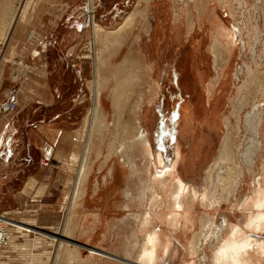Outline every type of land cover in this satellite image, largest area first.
Returning a JSON list of instances; mask_svg holds the SVG:
<instances>
[{"label":"rangeland","instance_id":"rangeland-1","mask_svg":"<svg viewBox=\"0 0 264 264\" xmlns=\"http://www.w3.org/2000/svg\"><path fill=\"white\" fill-rule=\"evenodd\" d=\"M81 1L79 15H81V17H87L86 23L89 28L86 34L88 35L89 30L91 29V22L89 19L90 13L87 11L89 9V4L87 5V0ZM167 1H171L170 12L162 10L163 8H167L163 7L166 6ZM135 2V0H94L93 2L94 21L105 28L115 26L121 19V16L119 15H124L128 11H136V8L141 11L140 13H136L133 22H131L130 25L135 33L140 32L142 53L144 54L143 58L146 63H149V67L146 74L142 64H140L141 62L139 61V63H137V59L140 60V58L139 56L137 57L136 46L132 43L131 36H123L122 39L119 40L120 42H117L114 46L107 45L108 43L105 44V40L96 43V49L98 50L101 47V50L103 51L102 54L107 58L99 72L100 78L102 77L100 79V92L101 96L105 99L106 104L105 111L101 112V115H98V119L91 133L94 136L95 143L89 138L92 151L87 155V159L93 162V170L86 182L87 201L82 202L78 209H63L64 220L66 218L73 219H70L69 225L71 226L68 229L67 227L65 229L62 222L54 225V228L52 229L42 228L37 230V228L34 227L36 231H40L39 233H42V235L44 233L47 236L45 239L43 237V241L46 240L45 243L41 241L42 243L40 242L41 244H38L39 247H43L47 250V253H45V255H47H42L40 257L44 261V264H54V252L59 248V242L64 244L63 247H69L70 250L68 251L71 252L69 256H67V253L65 252L66 256L64 264H131L133 261L137 262V259L135 258L136 250H134L130 256H126V247L124 243H126V237L130 231L135 227L133 220L129 219L130 217L126 218V214L130 212V210L131 212H136L139 208L134 205L129 211L122 210L119 207H115L114 209V207H111V203L114 200H117V198H113L114 194L110 193L109 190L103 194L101 204H99V196L96 198L97 195L95 196V193L93 194V192L94 190L96 191V189H94V185L97 182L96 180L102 179L106 174L107 169H103L101 172V168L99 169L104 158L107 155L111 158V161L108 164V167H110L113 164L112 159L115 158L114 154L122 145L121 142L124 143L127 138L132 136V133L134 132V130L132 131V128L134 129L133 111L140 98H142L140 108H142L141 110L144 112L143 114L145 116L144 118H140L139 125L141 127H139V129L140 131L142 130L143 133L144 131L147 132L152 153L155 154L157 151H161L164 157V162L167 163L174 158V144H179L181 156L177 162L176 170L178 172L176 171V173L178 176L180 175L179 177L185 185H189V188H192L195 191L196 195L193 200H191L192 202H189L192 204V207L187 211L179 212L178 223L176 225H170L165 218L154 221L155 229L160 231L158 254L154 264H203V261L204 263H207L212 254V245L215 243V239L206 240L201 237L205 231V234L208 233L207 227L212 228L215 226L218 232L222 229L221 234L223 235L225 233V228H227L229 224L239 225L245 233L250 234L253 238L252 248L250 249H253L254 252L256 247L255 243L260 241L264 242L263 231H249L246 229L244 223L248 214L245 210L238 208V201L244 196V194L248 193L249 189L253 186V178H248L246 175V179L238 187L236 196L231 197L229 201H221L218 203L214 201L209 204L211 206H204L200 201V194L208 185L206 179L208 171L218 157L217 155L222 147L223 136L226 133L223 118L229 119L233 127L237 128V132H231L235 138H233L232 141L229 140L232 143V148L236 149V146L239 143L246 139L249 140L252 137L251 132L246 129V126L249 124L246 123V121H243V117L246 116L247 119V116L252 112V106H249L246 103L241 108L239 117L238 115L232 114L233 107L237 110L238 105H236V102L234 101L233 106L231 99L237 95V88L240 86L244 78L246 76L248 77V80L252 78L251 75L244 74L245 66L243 62H246L247 65L252 64V69H257L258 73H260L257 80L260 79L259 81L261 83L264 82V75L262 74L264 66V0H244L245 3L242 4L241 8H237L236 5L233 6L232 11H229L226 6L221 7L220 5H216L217 13L227 22V25L230 28H233L237 21H239L240 25V22H243V20L248 22V18H250V23L254 25V36L252 32L247 36L245 29L241 38L237 37L235 55L231 66V83L226 94H224L222 100L223 104L221 103L222 106L220 105L218 108L219 112L217 114L220 119L219 126L214 129L208 128L206 124H204L206 127L204 128V125H202L203 121L195 122L188 117L183 118L182 122H180V120L179 122H174V115L170 109L173 101L180 102L182 99L188 98L190 92L185 86V84H187L186 79H189L190 81L188 82L192 83L191 80L197 78L194 80L197 86L193 85L192 87L202 92L204 86L214 77L211 55L208 51L210 38L207 39L205 37V31L199 32L198 30H195L194 32H191L190 36L186 32L184 22H180L178 25H172L171 23L174 12L181 11L184 15L187 1L142 0L137 1V3ZM23 4L24 0H0V29L5 28L7 19L13 14V11L15 15L18 14V11L23 7ZM15 15L13 16L11 24L15 20ZM153 27L156 28L153 29ZM8 32L6 33V38L0 44V62L3 57H6ZM88 38L90 42L91 38ZM249 40L251 43L254 42V53L251 51V46L249 49ZM85 46H81V50L78 51V54L77 52L76 54L72 53V55L71 53H68L70 52V48H63L62 52L65 56L70 57L68 59L70 62H74L72 57L79 58V55L80 57H92L93 53L90 46L87 48ZM134 60H136V62ZM241 69L242 71L240 72ZM244 75L246 76L244 77ZM174 76H176L175 79L177 78V80L174 82V86L171 87L169 82H171ZM248 80H246V83L250 87L252 82L248 83ZM89 81L87 80L85 84L87 82L89 83ZM198 87L200 89H198ZM241 92L242 96H246V89L241 90ZM83 93H85V97L81 101L82 114L80 117L82 123L85 124L84 116L90 105L91 98L88 88L81 94ZM256 94V99L262 100V88L258 90ZM254 100L255 99L252 101L254 102ZM70 102L71 101H69V103ZM60 103L61 100L57 105H60ZM0 104H5L6 111L8 112L17 109L15 102L10 96L1 97ZM67 114L68 113H64V116L68 117ZM236 121L239 123L236 124ZM189 123L192 125L190 126ZM192 126H195V129L197 128L198 131L196 132L202 139V141H197V146L193 148V150L191 145L194 142V138L191 136L192 131L190 129ZM92 135L91 138L93 137ZM82 136L85 138L88 136V127L86 129L85 126L84 132L82 131ZM98 152L100 155L96 157ZM136 160L139 164L144 163V160L141 157H137ZM116 162H118V160ZM156 170L157 167L152 165L150 169L151 177ZM225 171L226 169L224 166L221 174L223 175ZM215 172L216 169L211 173L215 174ZM100 181L99 186H101V184L103 185L102 180ZM117 182L116 189H120V178H118ZM215 188L217 190L215 191V199L219 200L221 196V185H216ZM163 206L164 213H167L166 202ZM73 211L75 212L73 213ZM84 216L89 218L87 223H84L83 221ZM98 216L100 217V221L99 223L97 221L94 224L92 219L94 218L93 220L95 221V218H98ZM5 218L6 219L3 220L4 222L1 225L6 227L9 237L7 244L1 251V264H7L6 260L3 262L4 251L12 244L11 239L13 230L16 229L12 223V219L7 216H5ZM99 226H101V228ZM25 233H28L31 236L33 235L29 232ZM18 234L20 233L16 232L13 235ZM36 236L39 235L37 234ZM52 236H54V238H52ZM225 236L226 235H224V238ZM39 237L41 238V236ZM199 237H201V240L198 239ZM194 240L197 245L201 244L196 253H192L189 249V243ZM67 241L68 244H66ZM70 243L78 244L76 249L79 250L78 252H74L76 254H73L72 249L74 248V245L70 246ZM90 247L100 248V250L104 248L102 251L106 253H98L97 257L101 259L87 257L89 255L88 248ZM72 254L75 255L74 258L72 257ZM257 256L256 264H264V254ZM25 257L24 254L19 255L12 263L23 264ZM104 260H107V262Z\"/></svg>","mask_w":264,"mask_h":264},{"label":"bare ground","instance_id":"bare-ground-1","mask_svg":"<svg viewBox=\"0 0 264 264\" xmlns=\"http://www.w3.org/2000/svg\"><path fill=\"white\" fill-rule=\"evenodd\" d=\"M137 1H142V0H136L135 3H137ZM178 1L183 2L184 0H178ZM186 1L187 2H186V8L184 10V15L181 11L174 12L171 23L172 25H178V23L184 22L186 32L190 36H191V32H194L195 30H198L199 32L205 31L204 34L205 37L207 39L210 38L208 51L210 52L211 55L212 67L214 69V77L213 79L209 80V82L204 86L202 92L192 87L193 85L197 86L194 82V80H196L197 78H193V80H191L193 84L188 82L190 81L189 79H186L187 84H185V86L186 88H188L190 92L188 98L182 99L180 102L173 101L170 109L172 110L174 115L173 117L174 122H179V120L180 122H182L183 118L188 117L195 122L203 121L202 125L206 124L208 128L214 129L215 127L217 128L219 126L220 119H219V115L217 114L219 112L218 108L221 105V103L223 104L222 100L224 94H226V91L228 90V87L231 83V74H232L231 66L233 63V57L235 55L237 37L241 38V35L245 29L247 36H249L251 32L254 36V32H253L254 25L250 23L249 20L250 18H248V22L243 20V22H240L239 25V21H237L236 25L233 28H230L228 27L227 22L220 16V14L217 13L216 5H220L221 7L226 6L229 9V11H232L233 6L237 5V8H241L242 4L245 3L244 0H186ZM93 2L94 0H87V5L89 4V9L87 11L88 13H90L89 19L91 22V29L89 30L88 37L91 38L90 49L93 53L92 58L95 63H94L93 78L88 83L90 98H91L90 105L88 106L84 116L86 125H90V133H92L93 131V127L95 126V123L98 119V115L99 114L101 115V112L105 111V104H106L105 99L101 96V92H100L101 89L100 79L102 77L100 78L99 72L101 66L106 62L107 58H105V56L102 54L103 51L101 50V47L98 50L96 49V43L105 40V44L108 43L107 45L114 46L117 42H120L119 40L122 39L123 36L125 37L131 36L132 43H134V45L136 46L135 49L137 50L136 52L138 54L137 57L139 56L140 58V60L137 59V63H139V61L141 62L140 64H142L146 74L148 72V67H149V63H146V61L143 58L144 54L142 53V45H141L142 40L140 37V32L135 33V31L132 30V26L130 25L131 22H133L136 13L138 12L140 13L141 11L138 10V8L135 9L136 11L134 10L128 11L125 15L122 16V18L116 23L115 26L113 27L109 26L105 28L101 24H97L94 21L93 18L94 8L92 7ZM163 7H167L165 9L163 8L162 9L163 11L170 12L171 1H167L166 6ZM14 15L15 13L13 11V14H11L10 18L7 19V24L5 25V28L0 29V44L6 38V33L8 32L11 26V21ZM155 28L153 27V29ZM67 40H69V37ZM71 40L73 41L74 39ZM253 44L254 42L251 43L250 40L248 41V46L249 49L251 46L252 53H254ZM134 61L136 62V60ZM243 64L245 66L244 74L251 75L252 78L248 80V77L244 75V77L245 76L246 77L244 78L240 86L237 88V92H238L237 95H235L234 98L231 99L233 106H234V101L236 102V105H238L237 110H235V108L233 107L232 114L238 115L240 117L239 112L246 103L249 106H252V112L247 116V119L246 116L243 117V121L244 122L246 121V123L249 124L248 126H246V129L249 132H251L252 137L249 140L246 139L243 142L239 143L236 146V149L232 148V143L230 141L233 140L234 136L231 134V132H237V128L233 127L229 119L223 118V124L225 126L226 133L223 136L224 138L222 142V147L217 155L218 157L214 161L213 165L210 167L211 169H209L208 171L206 177L208 181L207 183L208 185L201 192L200 201L201 204H203L204 206H211L209 204L213 203L214 201L217 203L221 201L224 202L229 201L231 197L236 196L238 187L246 179V175H247L248 178L251 179L253 178L254 184L249 189L248 193L244 194V196L238 201V208L245 210L246 213L248 214V215L246 214L247 218L245 219V223H244L246 229H248L249 231L264 232V82L261 83L259 81L260 79L257 80L260 76V73H258L257 69H252L251 67L252 64L247 65L246 62H243ZM1 69L2 66L0 65V81L2 76ZM241 71L242 69L240 70V72ZM262 74L264 75V66H263ZM175 77L176 76H174L171 82H169L171 87L174 86V82H176L177 80V78L175 79ZM246 80H248V83L252 82L250 84V87L246 83ZM199 87L198 89H200ZM261 88H262L263 98L262 100L260 99L261 100L260 101L256 99V95H257L256 93ZM245 89L247 91L246 96H242L241 90H245ZM253 99H255L254 102L252 101ZM140 104H142V98H140V100L137 102V105L135 106V109L133 111L134 129L132 128V131L134 130V132L132 133V136L127 138V140L124 143H122V145L118 148V151L114 154L115 158L112 159L113 164L110 167H108L111 158H109V156L107 155L108 157L106 156L104 158L103 162L100 164L99 169L101 168L100 172L103 169H107L106 175L102 177V179H100L105 184L109 180V178L115 179L114 177L117 175V173L120 174V177L122 176L121 177L122 180H124L126 183L125 188L122 192L125 198L124 199L125 201H123L122 203V207L124 209L129 211L130 207L134 205L137 208H139V210L137 211L135 210L136 212H131L130 210V212L126 214V218L130 217L129 219L133 220L135 227L130 231L128 236L126 235L127 236L126 243H124L126 247L125 255L130 256L131 253L134 250H136L135 258L137 259V262L133 261L131 264H154V261L157 258L158 246L160 242V238H159L160 231L155 229L154 221L162 220L165 218L167 219V222L170 225H176L178 223L179 212L187 211L188 209H190L192 207V204H190L189 202H192L191 200H193V198L196 195H195V191L192 188H189L190 187L189 185H185L182 179L179 177L180 175L178 176L176 173L177 162L181 156V149L179 144L177 143L174 144V148H173L174 158L167 163L164 162V157L161 151H157V153L155 154L152 153V149L150 147L147 137V132L144 131L143 133L142 130L140 131L139 129V127H141L139 125L140 118H144L145 116L143 114L144 112L141 110L142 108H140ZM238 123L239 122L236 121V124ZM189 125L191 126L192 124L189 123ZM204 128H206L205 125ZM190 129L192 131L191 136L194 138V142L191 145L193 150V148L197 146L196 145L197 141L198 140L202 141V139L201 137L198 136V133L196 132L198 130L197 128L195 129V126H192ZM89 136L91 135H88V138L85 142L83 153L79 163L77 176L75 178V182L73 183L72 191L69 194V203L67 207L69 210H74L76 208L78 209V205L80 206L81 203L87 197L86 182L89 178V174L92 172L91 171L92 161L87 159L88 158L87 155L90 154L92 151ZM99 155L100 153L98 152V154H96V157H98ZM137 157H141L144 160V163L139 164V162L136 160ZM117 160L118 162H116ZM152 165L156 166L157 170L154 171L155 173H153L151 177L150 169ZM224 166L226 171L222 175L221 172ZM213 169L214 170L216 169L215 174L211 173L214 171ZM100 180L99 179L96 180L97 182L94 185V189H96V191L94 190L93 194L94 193L97 194V189L99 188ZM216 185L219 186L221 185V193H220L221 196L219 200L215 199V191H217L215 188ZM122 194L120 195L121 198H123ZM63 195H65L64 198L67 196L66 193ZM165 202H166L167 213H164L163 211L164 209L163 205ZM74 212L75 211H73V213ZM0 216H1L0 222L3 223L4 222L3 220L6 218L4 215H0ZM70 219L66 218L64 220L63 226L65 227V229L66 227L67 229L70 228L71 226L69 225ZM93 219L92 221L94 224L97 221L98 223L100 221L99 216L98 218L97 217L95 218V221ZM83 221L84 223H87L89 221V218L87 216H84ZM12 223L15 226L13 227L19 231L20 230L25 232L35 231L33 226L30 225L31 222L28 223L25 221L22 222L12 219ZM99 227L101 228V226ZM216 229L217 228H215V226L212 228L207 227L208 233L205 234L206 232L205 231L201 236L206 240L215 239V243L212 245V254L210 255V260L207 263H204L203 261V264H256V260L258 257L257 255L264 254V242L260 241L255 243L256 247L254 252L253 249H250L252 248L253 238L250 236V234L245 233L244 230L239 225L237 226V225L229 224L228 227L225 228V233L223 235L221 234L222 229H220L219 232ZM43 235L46 236V234L44 233ZM224 235H226L225 238ZM201 237H199L198 239L201 240ZM52 238H54V236H52ZM66 244H68V241L66 242ZM63 245L64 244H62L61 242L58 243L59 248H57V250H55L54 252L55 253L54 264L57 263L64 264L65 256H66L65 252L67 253V256H69V254L71 253L68 251L70 250V248L63 247ZM69 245L70 246L74 245L72 251L73 254H76L74 252H78L79 249H76L78 247V244L76 245L70 243ZM200 246L201 244L197 245L195 240L189 243V249L192 251V253H196L199 250ZM103 249L100 250V248L90 247L88 248L89 255L87 257L94 259L96 258L101 259L97 256L98 253H103V254L106 253L102 251ZM73 254L72 257L74 258L75 255ZM104 261L107 262V260Z\"/></svg>","mask_w":264,"mask_h":264},{"label":"crops","instance_id":"crops-1","mask_svg":"<svg viewBox=\"0 0 264 264\" xmlns=\"http://www.w3.org/2000/svg\"><path fill=\"white\" fill-rule=\"evenodd\" d=\"M79 3L81 0H24L8 32L6 57L0 62V98L10 96L17 106L8 112L6 105L0 104V214L31 222L37 229L64 223L63 209L68 207L88 138L82 136L85 126L92 135L90 125L82 123L80 116L85 97L81 93L89 90L85 82L93 78L95 62L80 55L70 62L62 52L70 48L68 53L78 54L81 46H90L87 17L79 15ZM89 138L95 143L94 136ZM121 177L117 173L115 179L102 182L95 194L99 204L109 190L117 198L111 207L126 211L122 207L126 183ZM118 178L120 189H116ZM16 232L20 234L13 235ZM34 232H29L31 236L14 229L3 262L14 264L15 258L24 254L23 264H44L40 257L47 250L38 244L47 236Z\"/></svg>","mask_w":264,"mask_h":264},{"label":"built area","instance_id":"built-area-1","mask_svg":"<svg viewBox=\"0 0 264 264\" xmlns=\"http://www.w3.org/2000/svg\"><path fill=\"white\" fill-rule=\"evenodd\" d=\"M0 218H1V216H0ZM1 224L2 223L0 222V264L2 263L1 262V259H2L1 251H2V248L7 244L8 237H9L8 230L6 229L5 226H3Z\"/></svg>","mask_w":264,"mask_h":264}]
</instances>
